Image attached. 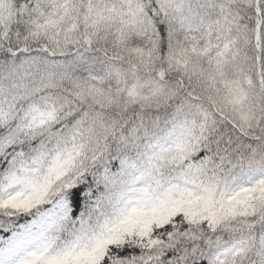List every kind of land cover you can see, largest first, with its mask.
Returning <instances> with one entry per match:
<instances>
[{
  "label": "snow or ice",
  "instance_id": "1",
  "mask_svg": "<svg viewBox=\"0 0 264 264\" xmlns=\"http://www.w3.org/2000/svg\"><path fill=\"white\" fill-rule=\"evenodd\" d=\"M0 264H264V0H0Z\"/></svg>",
  "mask_w": 264,
  "mask_h": 264
}]
</instances>
